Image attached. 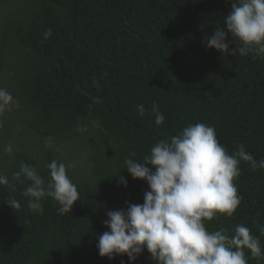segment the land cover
Segmentation results:
<instances>
[{
  "label": "trees",
  "instance_id": "16d2710c",
  "mask_svg": "<svg viewBox=\"0 0 264 264\" xmlns=\"http://www.w3.org/2000/svg\"><path fill=\"white\" fill-rule=\"evenodd\" d=\"M5 3L0 89L13 103L0 114V175L15 191L0 184V264H156L146 247L135 260L101 256L99 237L111 231L104 223L108 212L142 204L151 190L146 180L133 178L125 159L142 163L155 143L170 142L189 124L213 127L230 155L243 144L257 163L264 160V55L222 53L205 42L224 27L230 0ZM49 29L52 35L45 38ZM227 42L230 49L240 46L230 33ZM153 103L162 124L155 122ZM46 137L52 138L47 147ZM9 138L19 141L11 153ZM56 140L86 146L87 176L66 166L53 147ZM54 159L65 164L79 200L61 214V205L46 196L43 211H33L23 196L30 182L13 180V173L24 162L47 183ZM239 172V206L205 224L230 236L237 226L248 227L261 255L245 248L247 262L264 264V168L241 161ZM9 198L21 207H10Z\"/></svg>",
  "mask_w": 264,
  "mask_h": 264
},
{
  "label": "clouds",
  "instance_id": "9594fccd",
  "mask_svg": "<svg viewBox=\"0 0 264 264\" xmlns=\"http://www.w3.org/2000/svg\"><path fill=\"white\" fill-rule=\"evenodd\" d=\"M230 2L232 10L223 20L224 27H217L213 36L206 37V44L232 55H264V0ZM229 33L240 42L239 47L230 49ZM51 35V29L44 33L45 38ZM95 102L101 101L95 98ZM12 103V95L0 89V114ZM137 107L143 115L144 106ZM152 111L155 122L162 124L164 116L157 104L153 103ZM51 140L45 138L46 147ZM6 151L11 153L12 146L8 145ZM241 161L250 162L253 169L264 168V160L257 163L243 144L230 155L218 142L215 129L203 123L189 124L170 142L155 143L142 163L126 158L128 172L134 179L146 180L151 190L145 192L142 204H129L126 211L107 213L109 219L104 223L111 231L99 237V254L109 258L127 254L135 260L146 247L156 264H248L245 248L253 257L261 255L260 241L248 227L237 226L230 236L223 227L209 231L205 224L217 213L233 215L239 206L241 198L235 180ZM47 168V183L34 166L24 162L12 179L21 181L23 177L30 182L23 196L29 198L28 207L33 211H43L41 200L47 196L61 205V214L71 212L79 200L77 186L64 163L54 159ZM121 182L126 185L123 177ZM0 184L15 191V185L6 176L0 175ZM7 204L15 210L21 207L15 198H9Z\"/></svg>",
  "mask_w": 264,
  "mask_h": 264
},
{
  "label": "rangeland",
  "instance_id": "374dc122",
  "mask_svg": "<svg viewBox=\"0 0 264 264\" xmlns=\"http://www.w3.org/2000/svg\"><path fill=\"white\" fill-rule=\"evenodd\" d=\"M13 0H2V4L7 6L8 2ZM19 141L15 138H9L7 144H18ZM53 147L57 149V152L65 159L66 166L79 177H85L88 174V167L86 165L87 152L86 146L81 141H75L70 143H64L63 141L56 140L53 143Z\"/></svg>",
  "mask_w": 264,
  "mask_h": 264
}]
</instances>
